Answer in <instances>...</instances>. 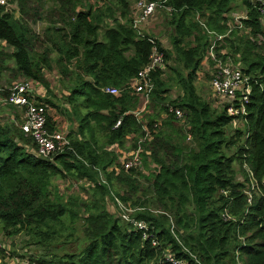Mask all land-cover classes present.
Returning a JSON list of instances; mask_svg holds the SVG:
<instances>
[{"label":"trees","instance_id":"obj_1","mask_svg":"<svg viewBox=\"0 0 264 264\" xmlns=\"http://www.w3.org/2000/svg\"><path fill=\"white\" fill-rule=\"evenodd\" d=\"M97 2L0 6V100L15 121H0V227L8 236L27 232L38 246L79 243L75 252L31 258L38 264H170L168 255L187 264H264V21L257 7L242 0L247 14L232 27L234 0H168L170 50L134 28L132 2ZM213 45L217 60L239 65L249 79L243 115H229V105L213 106L197 90ZM155 47L165 65L150 74L154 86L139 119L146 94L130 84ZM47 72L57 73L63 88L59 104L50 98ZM21 80L42 86L46 98L38 101L72 126L70 149L36 155L16 108L5 102ZM108 87L119 94L106 93ZM48 114L50 132L59 131ZM237 121L244 128L229 136ZM138 151L142 166L125 170L121 160ZM59 180L80 184L81 192L62 195ZM116 198L147 231L109 210L110 202L118 207ZM9 247L0 249L3 264L17 256Z\"/></svg>","mask_w":264,"mask_h":264},{"label":"built area","instance_id":"obj_2","mask_svg":"<svg viewBox=\"0 0 264 264\" xmlns=\"http://www.w3.org/2000/svg\"><path fill=\"white\" fill-rule=\"evenodd\" d=\"M103 2H111L115 0H102ZM134 1L133 7V24L134 28L140 30L150 18L156 15L160 10L171 11V8L166 6L168 0H127ZM253 4L257 7V10L264 21V0H251ZM8 0H0V6H7ZM222 38L220 37L219 40ZM154 43V42H153ZM155 44V43H154ZM215 45L210 48L209 53L212 56V60L216 62V75L213 76L211 82L212 92L215 97L226 100L228 102V113L231 116H239L245 114L244 104L248 101V95L250 94V88L246 87L248 78H246L239 65H233L229 63H223L216 59L214 55ZM165 65L164 54L160 53L157 48H153L152 55L150 57L149 65L140 73L139 77L135 79L130 84V89H132L136 94H146V100L148 101L149 94L153 89V82L150 76L151 72L163 68ZM40 87L34 81L19 82L14 84L8 89V97L5 102L19 110H22L24 117L20 125L21 130L26 136L33 138L36 145V155L42 158H51L56 154H60L70 149L71 142L68 139L67 133L65 131H55L50 132L48 128V108L38 101L37 90ZM108 94L118 95L119 90L113 87H108L104 90ZM241 97L238 98V94ZM235 103L240 104V108L234 106ZM138 118L139 114L136 112ZM177 118H182L183 113L180 110L175 111ZM121 124L119 120L116 124V128ZM125 170H130L132 168L141 167V157L140 151L135 153L131 160L122 161ZM264 189V180H263ZM253 189L255 185L252 186ZM264 195V192H262ZM252 196L250 194V200ZM116 203L118 208L122 211L129 209L127 208L119 199L116 198ZM133 210L129 209L128 214L123 213L121 215L122 219L126 222L134 223L136 228L142 231H147V225L143 222H135L131 220L130 214ZM146 238V237H145ZM155 245V243H154ZM6 247V242L0 241V249ZM10 248V247H9ZM25 253V252H24ZM27 253V252H26ZM27 255V254H26ZM24 254L15 256L12 260L8 261L7 264H38L33 261L31 257ZM168 260L170 264H187L184 261L177 260L174 256L168 255ZM0 264H3L0 258Z\"/></svg>","mask_w":264,"mask_h":264},{"label":"rangeland","instance_id":"obj_3","mask_svg":"<svg viewBox=\"0 0 264 264\" xmlns=\"http://www.w3.org/2000/svg\"><path fill=\"white\" fill-rule=\"evenodd\" d=\"M98 0H88V2L90 4H96ZM102 4V3H101ZM132 8L134 7L135 2L132 1ZM246 7L243 5L242 0H234V3L232 5V11L230 12L229 16V24L230 26L233 27V25L235 23H240V20L245 18L246 16ZM168 13L165 10H160L156 13L155 16H153L152 18H150L143 26L140 27V30H138L140 33H151L153 35H155L156 37H158L162 43L163 46L166 49H170L172 50V44H171V35H172V29L170 27L169 24V19H168ZM45 28V25L42 23H38L36 26H34V29L39 32L42 33L43 30ZM213 39V38H212ZM216 39H213V44H215ZM225 52V51H223ZM214 55L216 56V54L214 53ZM212 56L210 53H208V57L205 59V61L202 64L201 70L199 72L198 75V80L196 83V87L197 90L199 92V94L205 98L208 99L209 102L213 103V106L219 107V108H224V106L228 105V102L225 100H221L217 97L214 96L213 92H212V87H211V82H212V77L216 75V67L215 65H211L209 62L210 60L213 61ZM229 64H233L232 61H228ZM235 65V64H233ZM170 66L175 67V68H179L180 69V65H178L176 62H174V60H172L170 62ZM47 79L50 82L51 88H52V96H50L51 99L54 100V102L56 104H59L63 97H62V86L61 83L58 81L57 78V73L55 72H47ZM171 73H173L171 70H167V74L166 77H168L169 75L171 76ZM21 82H23L21 80ZM19 82H15L14 84H17ZM13 84V85H14ZM45 89H43L42 87H39L37 90V94L38 96H40V98L45 99L46 98V91H43ZM174 93V97H176L177 92H173ZM48 111H50V114H52L55 117V121L58 123V130L59 131H65L67 134H69V132L72 129V126L59 114L56 113L55 109H50L48 108ZM16 112L20 115L19 117L21 118V123L23 121V117L24 114L22 112V110H19L16 108ZM13 113V109L9 108L8 106L3 105L2 103H0V121L2 123H9L11 122V118H9L8 114H12ZM143 118V113L141 114V119ZM74 129H77V125H75L73 127ZM236 128L238 129H243L244 128V124L241 121H237L234 122L233 125L229 128V136L233 135ZM120 154L126 153L124 151H119ZM127 154V153H126ZM230 154V152H229ZM123 156V155H122ZM128 157V156H127ZM125 161V160H121ZM127 162V161H126ZM142 166V164H141ZM235 170L238 172L237 173V179L240 180L242 178V175L239 172V167L236 165L235 166ZM242 180V179H241ZM141 183L144 184V187H146L147 185L145 184L144 181H141ZM57 186L59 187V190L61 192L62 195L68 196L71 194H79L81 192V185L80 184H75L73 182H66V181H58ZM122 194V191H119ZM142 194V193H141ZM125 205V204H124ZM109 210L112 211L114 213V215L116 217H119L120 212L121 214L123 213H127V211L129 209L123 210L122 211L118 210V207L113 206V203L110 202L109 205ZM122 218V217H121ZM78 228V232H77V236H79L81 238V240L83 239V232H82V222H80L77 225ZM30 240V236L28 235L27 232H22V233H18V234H14L11 236H8V233L4 232L3 228L0 227V241H4L6 242V245H10L11 249L13 250L11 253H16L17 256L24 254L28 257L31 258H48L50 256H52V254H63V253H67V252H75L77 250V246H79V243L70 245V246H54V247H48V246H38L33 244ZM59 249V250H58ZM25 252V253H24ZM27 252V253H26ZM15 255V254H14ZM2 259V258H1ZM3 261V260H2Z\"/></svg>","mask_w":264,"mask_h":264},{"label":"crops","instance_id":"obj_4","mask_svg":"<svg viewBox=\"0 0 264 264\" xmlns=\"http://www.w3.org/2000/svg\"><path fill=\"white\" fill-rule=\"evenodd\" d=\"M40 87H42V86H40ZM44 91V90H43ZM142 101V103H144V105H143V107H141V108H138V110H137V113L139 114V116H140V119H141V114L143 113V111L145 110V106L147 105V103H148V101L147 100H141ZM0 103H2L3 104V102L0 100ZM9 115V114H8ZM9 118H11V122H15L14 121V119L12 118V117H10L9 116Z\"/></svg>","mask_w":264,"mask_h":264}]
</instances>
